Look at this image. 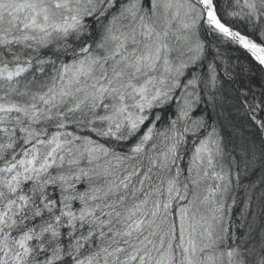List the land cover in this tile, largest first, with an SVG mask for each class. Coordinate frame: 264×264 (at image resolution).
I'll return each mask as SVG.
<instances>
[{
  "label": "snow or ice",
  "instance_id": "obj_1",
  "mask_svg": "<svg viewBox=\"0 0 264 264\" xmlns=\"http://www.w3.org/2000/svg\"><path fill=\"white\" fill-rule=\"evenodd\" d=\"M0 264H264V0H0Z\"/></svg>",
  "mask_w": 264,
  "mask_h": 264
}]
</instances>
